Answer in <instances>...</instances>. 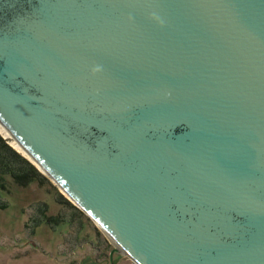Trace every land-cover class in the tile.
<instances>
[{
	"label": "water",
	"instance_id": "95a60500",
	"mask_svg": "<svg viewBox=\"0 0 264 264\" xmlns=\"http://www.w3.org/2000/svg\"><path fill=\"white\" fill-rule=\"evenodd\" d=\"M0 124L114 252L264 264V0H0Z\"/></svg>",
	"mask_w": 264,
	"mask_h": 264
},
{
	"label": "rangeland",
	"instance_id": "374dc122",
	"mask_svg": "<svg viewBox=\"0 0 264 264\" xmlns=\"http://www.w3.org/2000/svg\"><path fill=\"white\" fill-rule=\"evenodd\" d=\"M1 128L6 142L50 182L21 186L11 173L3 175L6 189L0 187V202L8 208H0V264H137L114 252L113 240Z\"/></svg>",
	"mask_w": 264,
	"mask_h": 264
},
{
	"label": "trees",
	"instance_id": "16d2710c",
	"mask_svg": "<svg viewBox=\"0 0 264 264\" xmlns=\"http://www.w3.org/2000/svg\"><path fill=\"white\" fill-rule=\"evenodd\" d=\"M11 173L14 180L21 186H27L35 180L49 181L31 161L20 152L12 148L0 135V177ZM4 177L1 178L0 187L6 189ZM0 208H8L6 202H0Z\"/></svg>",
	"mask_w": 264,
	"mask_h": 264
},
{
	"label": "bare ground",
	"instance_id": "6f19581e",
	"mask_svg": "<svg viewBox=\"0 0 264 264\" xmlns=\"http://www.w3.org/2000/svg\"><path fill=\"white\" fill-rule=\"evenodd\" d=\"M1 127H2V126H1V124H0V128H1ZM3 128H4V127H3ZM1 129H2V128H1ZM4 130H5V128H4ZM14 143H15L16 146H17L18 143H17L16 141H15ZM22 150H23V149H22ZM26 154H27V153H26Z\"/></svg>",
	"mask_w": 264,
	"mask_h": 264
},
{
	"label": "clouds",
	"instance_id": "9594fccd",
	"mask_svg": "<svg viewBox=\"0 0 264 264\" xmlns=\"http://www.w3.org/2000/svg\"><path fill=\"white\" fill-rule=\"evenodd\" d=\"M96 69H94V71H95Z\"/></svg>",
	"mask_w": 264,
	"mask_h": 264
}]
</instances>
